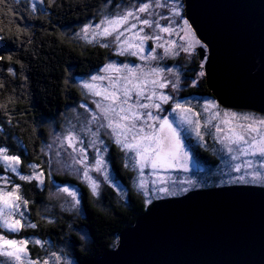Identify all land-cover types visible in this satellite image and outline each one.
<instances>
[{"label": "trees", "instance_id": "obj_1", "mask_svg": "<svg viewBox=\"0 0 264 264\" xmlns=\"http://www.w3.org/2000/svg\"><path fill=\"white\" fill-rule=\"evenodd\" d=\"M149 1L40 0L33 3L4 0L0 3V148H6L9 156H19L22 174L30 175L31 169L27 166L37 165L36 171L43 173L44 181L42 185L35 179L31 183L22 181L6 171L4 163L0 162V176L9 178V189L12 184L21 185L20 194L29 201L28 219L37 224V228L21 230L18 235L5 234L9 238L35 237L45 241L44 248L28 245L32 259L47 258L52 252L66 255L72 264L99 259L115 249L119 234L133 227L158 201L152 199L150 205L146 204V197L133 185L135 173L128 170L117 146L110 151V163L114 177L127 190L123 201L118 200L117 192L110 185H105L100 195H93L92 190L75 177L53 175L45 154L51 127L55 125L61 130L59 121L85 101L78 82L115 61L136 63L111 48L82 39V30L87 25L98 24L104 15ZM176 63L169 61L167 66ZM201 70L195 63L196 73ZM188 95L215 100L206 79ZM204 139V145L197 137L187 139L195 159L205 169L198 175V183L187 193L231 186L264 188L261 184L229 182L228 177L220 181L228 153L207 136ZM54 184L75 186L80 192V206L71 208L64 198L54 197ZM181 196L184 195L165 199Z\"/></svg>", "mask_w": 264, "mask_h": 264}, {"label": "snow or ice", "instance_id": "obj_2", "mask_svg": "<svg viewBox=\"0 0 264 264\" xmlns=\"http://www.w3.org/2000/svg\"><path fill=\"white\" fill-rule=\"evenodd\" d=\"M3 2L4 0H0V3ZM153 7L166 8L170 15H160L159 19H155V14L151 11ZM182 7L178 0H171V5L168 0H153L151 4L138 5L135 11L129 9L113 16L105 15L98 24L87 25L82 31L85 39L91 33L93 41L89 42L99 43L100 39L111 37L109 43H115L116 54L127 52L143 61H156L161 58L154 49H145V42L149 40L156 47L162 48L165 56L178 55L183 51L191 57L196 48H205V45L196 36L188 19L182 15ZM140 14H144L143 18ZM161 19L167 20L168 24L161 25ZM145 28L152 31L145 32ZM160 33L177 36L180 42L165 39ZM101 46L108 47L109 44ZM145 51L149 55H142ZM203 65L202 60L201 68ZM102 71L105 75H92L89 81L81 85L89 95L99 97L92 101L96 107L95 112H90L83 104L80 105L90 117L83 121L81 131L89 137L88 147L95 149L94 163L88 164L84 142L74 129H69L63 138L57 137L61 148L66 143L76 154L71 156V160L83 167V178L89 184L93 195H97L99 184L89 172L102 173L105 181L109 179L103 160L107 146L100 139L102 130L126 155L129 152L134 153V164L140 173L137 187L148 198L146 204L150 205L152 199L159 200L189 192L190 188L182 185L194 186L191 179L175 181L166 175L169 171L188 172L189 162L193 159L189 154V147L182 142L181 132L173 123L187 125L185 131H194L201 142L204 140L202 127L209 135L214 136L227 150L230 159L236 162L229 166V171L240 173L238 176L229 177V182L264 185V116L221 110L217 101L208 98L203 101V114H206V118L202 121V113L194 112L190 101L175 102L173 96L163 91L169 85L173 91H179V76L172 81L159 67H132L129 64L117 66L114 63L107 64ZM197 75L202 77L205 73L201 71ZM198 82L193 80L191 86L195 87ZM169 101H174L172 113L179 116L173 122L163 114V105ZM55 154L59 156V152ZM0 162L4 163L6 171H11L22 181L31 183L35 179L41 185L44 183L43 173L36 171L37 165L27 166L31 169L30 175L20 173L19 156H9L6 148H0ZM146 168L151 169L156 177L151 181V188L143 177ZM0 182L3 183L0 186V257L4 258L0 259V264H72L66 255L55 252L50 253L47 258L32 259L28 245L44 248L45 241L35 237L9 238L5 234L18 235L21 230L37 228V224L28 219L29 201L20 194L21 185L12 184L9 189L10 180L6 176H0ZM61 190L75 204L79 203L75 191H69L67 187Z\"/></svg>", "mask_w": 264, "mask_h": 264}, {"label": "water", "instance_id": "obj_3", "mask_svg": "<svg viewBox=\"0 0 264 264\" xmlns=\"http://www.w3.org/2000/svg\"><path fill=\"white\" fill-rule=\"evenodd\" d=\"M209 91L264 115V0H184ZM83 264H264V188L231 186L160 199Z\"/></svg>", "mask_w": 264, "mask_h": 264}, {"label": "rangeland", "instance_id": "obj_4", "mask_svg": "<svg viewBox=\"0 0 264 264\" xmlns=\"http://www.w3.org/2000/svg\"><path fill=\"white\" fill-rule=\"evenodd\" d=\"M30 1H32L33 3H38L40 0H30ZM152 2H153V0H151L147 3L151 4ZM168 2H169V5H171V0H168ZM178 2H179V4L183 5L181 12H182V15L186 18L184 0H178ZM137 6L135 5L134 7H131V8L129 7V8H126L122 11L117 10L115 13H113L111 15L110 14H107V15L113 16L117 13H121V12H123L125 10H129V9L135 11ZM151 11L153 14H155L154 15L155 19H159L160 15H170V13L167 11L166 8H155V7H153L151 9ZM140 15L143 18L144 14H140ZM160 23H161V25H167L168 21L161 19ZM95 25L96 24H94L93 26H95ZM151 31H152L151 29L145 28V32L150 33ZM160 35L162 37H164L165 39L177 40L178 43L180 42L179 37H177V36H168L166 33H160ZM80 37L84 40H87V41H93V37H92L91 33L88 34L87 39L84 38V33H82V35ZM111 39H112L111 37L102 38V39H100L99 43H97V42H92V43L99 44V45L109 44V46L107 48H111L114 50L116 48V45H115V43H111V44L109 43L111 41ZM137 43H138V41H137ZM144 46H145V49H154V51L156 53H158L161 58L156 60V61H143L139 57L130 56V55H128L127 52H125L123 54H120L119 56H121L123 58L130 57L131 59H134L136 61V63H134L132 61L124 62V63L123 62L120 63V62L115 61L112 63L116 64L117 66L129 64L132 67H135L137 65H140L141 67H149V66L159 67V68L164 70V75H166L168 77V79L172 80V81H174L176 79V76H179V80H180L179 91H173L171 89V85H169L168 88L163 89V91L165 93H168L171 96H173L175 102L185 103L186 100L190 101L191 107L193 108V111L194 112L200 111L202 113L201 120L203 121V119L206 118V114H203V107H202L203 101L210 98V97L201 98L199 96H191L190 97L188 95V93L191 90L199 88L202 80L205 79V75L202 77L197 75L201 71L204 72V65H205V63H204L203 68H201V62L199 60V53H198L199 47L196 48L195 53L191 57H189L183 51H180L178 55H167V56H165L164 50L162 48L156 47V45L154 44V42L152 40L146 41ZM142 55H149V52L145 51L144 53H142ZM169 61H176L177 63L175 65L167 66V63ZM195 63H198L199 67L202 69L201 71H199L197 73L195 71ZM172 73H175V75H172ZM94 75H105V73L101 69V71L96 72ZM90 78L79 81L78 82L79 86L81 87V85L84 82L89 81ZM193 80L199 81L195 87L191 86V82ZM104 84L106 85L107 81H105ZM81 89H83V88L81 87ZM83 92L85 93V101H84L83 105H85L90 112H95L96 107H95V104L92 103V101L98 100L99 97H93V96L89 95L86 92V90H84V89H83ZM211 100L216 101V99L215 100L211 99ZM174 101H169L167 104L163 105V107L165 109V112L163 114L167 115L169 117L170 122H173L174 119L175 120L179 119V116L177 114L172 113V107H173ZM220 108H222V107L220 106ZM230 111H232V110H230ZM261 116H264V115H261ZM86 117L90 118L88 116V113L85 112V108L78 107V108L73 109L70 112V114L64 120H61V122L59 121V125L60 124L62 125L61 130H57L56 126L53 125L51 127V134H50L49 141L46 144L45 154L47 155L49 162L51 161L50 171L53 175H59V176L60 175H68L70 177H75L77 180H79V182H81L82 184H84L85 186L90 188L89 184L83 178V171H84L83 167L79 164H74L71 160V156L76 155V154L73 153L71 148L67 147L66 143H65L64 147L61 148L60 143L57 141V137L63 138L67 134V131L69 129H74L84 142V147H85L86 152H87L88 164L89 165L93 164L94 163V157L96 155L95 149L88 147L89 137L85 136L84 133L81 131V128L83 126V121L85 120ZM214 123H215V121H214ZM173 126L176 127L178 131L181 132L182 142L185 143L189 147V149H190L189 154H190V156L193 157V159L189 162V165H188L189 171L188 172L169 171L168 173H166V175L170 180H175V181L191 179L194 182V186H195L199 180L198 175L202 174L205 171V169L195 159V156H194L190 146L187 143L188 137H196L195 132L194 131H185V128H187V125H180L177 123H173ZM92 127L94 128L95 125H93ZM201 131H202V134L204 136H207L209 138V140L211 142H213L215 145L222 146L220 143H218L215 140L214 136L209 135L208 131L205 130L203 127L201 128ZM213 131H214V129H213ZM100 139L103 140L104 144L107 146V151L103 153V160L107 166L106 171H107L109 179L107 181H105L103 174L97 173L96 171H90L89 175L93 179H95L97 181V183L99 184V187L97 189V195H100L103 192L105 185H108V186L110 185L117 192L118 200L123 201L127 197L126 196L127 190L125 187L121 186L118 183V181L116 180V178L114 177V174L111 170V163H110V157H111L110 151H111L112 147L113 146L119 147V146L114 142L113 139H110L108 135L104 134V130L101 131ZM204 142H205V139L202 142L200 141V143L202 145L205 144ZM50 146H51V148H50ZM78 147H79V145H78ZM119 149L122 152L123 159L125 161V164H126L128 170L135 173L134 178H133V185L136 189H138L137 184L139 181L140 173H139L138 167L135 166V164H134V153L129 152L126 155L125 152L122 151L120 147H119ZM101 151H103V149ZM57 152H59V156H56L55 153H57ZM57 161H60V162L58 163ZM234 163H236V162L232 161L230 159V155L228 154L227 160L224 163V165L222 166L223 167V169H222V171H223L222 177L223 178L219 177L220 181L222 179H226V177L229 178V177H235V176L240 175V173H236L234 171H231V172L229 171V166L231 164H234ZM65 165H69V166L66 167ZM161 175H165V174L161 173ZM143 177L146 181H148V187L151 188L152 187L151 181L156 178L155 175L152 173L151 169L146 168L144 170ZM177 186H181V185H177ZM182 186H187L190 189L194 187V186H190V185H182ZM65 187H67L69 189V191H75L76 192L77 200L79 201L78 204H75V202L72 201L71 197L68 196L67 193H65L61 190ZM53 190H54L53 196L58 197V198H60V197L64 198L66 200L65 201L66 205H68L69 207L76 208V207L80 206V203H81L80 192L75 186H70V185L60 186V185L54 184ZM181 194L186 195L188 193H181ZM165 198L166 197H164L163 199H165ZM147 199L148 198L146 197V200ZM83 238L85 239L86 237L83 235Z\"/></svg>", "mask_w": 264, "mask_h": 264}]
</instances>
